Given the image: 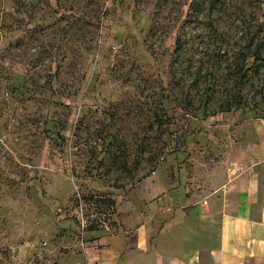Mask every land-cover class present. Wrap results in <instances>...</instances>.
I'll list each match as a JSON object with an SVG mask.
<instances>
[{
  "label": "rangeland",
  "instance_id": "1",
  "mask_svg": "<svg viewBox=\"0 0 264 264\" xmlns=\"http://www.w3.org/2000/svg\"><path fill=\"white\" fill-rule=\"evenodd\" d=\"M263 121L264 0H0V264L155 234Z\"/></svg>",
  "mask_w": 264,
  "mask_h": 264
},
{
  "label": "crops",
  "instance_id": "2",
  "mask_svg": "<svg viewBox=\"0 0 264 264\" xmlns=\"http://www.w3.org/2000/svg\"><path fill=\"white\" fill-rule=\"evenodd\" d=\"M255 134L261 159L206 194L205 204L180 200L169 216L165 213L154 221L155 234L151 225L141 223L131 246L111 239L106 246L79 255V260L86 259L87 264H264V121L255 123Z\"/></svg>",
  "mask_w": 264,
  "mask_h": 264
},
{
  "label": "built area",
  "instance_id": "3",
  "mask_svg": "<svg viewBox=\"0 0 264 264\" xmlns=\"http://www.w3.org/2000/svg\"><path fill=\"white\" fill-rule=\"evenodd\" d=\"M206 202H205V200H203V204H205Z\"/></svg>",
  "mask_w": 264,
  "mask_h": 264
}]
</instances>
